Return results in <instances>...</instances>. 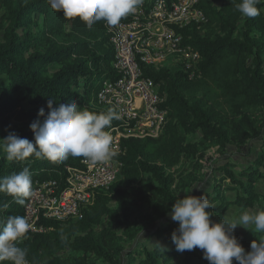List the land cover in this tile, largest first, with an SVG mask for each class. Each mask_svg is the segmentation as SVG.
I'll use <instances>...</instances> for the list:
<instances>
[{
    "label": "trees",
    "instance_id": "trees-1",
    "mask_svg": "<svg viewBox=\"0 0 264 264\" xmlns=\"http://www.w3.org/2000/svg\"><path fill=\"white\" fill-rule=\"evenodd\" d=\"M240 2L203 0L200 6L207 21L184 31L187 42L200 53L201 77L190 78L184 71L165 67L146 70L156 80L165 79L169 113L162 135L123 141L122 178L110 190L98 191L94 202L83 208L81 219L46 220L47 231L27 234L18 246L27 250L29 264H68L59 255L65 249L93 253L108 264H209L202 250L181 253L172 243L171 234L178 224L170 212L179 196L174 190L175 177L167 169L184 158L205 156L197 143L187 140L189 134L200 133L204 142L225 155L230 147L240 148L264 132V121L258 122L255 115L264 110V0L257 5L260 14L255 18L242 17L236 8ZM0 10V145L10 133L34 141L30 124L44 119L38 117V111L44 108L48 113L49 99L54 107L76 102L93 112L107 111L99 104L97 93L101 81L115 77L116 71L115 53L103 20L88 28L79 18L68 19L54 11L48 0H0ZM32 24L41 26L42 32H32ZM44 41H48L47 46H42ZM53 63L61 67L49 75L48 67ZM81 159L69 157L54 164L30 156L23 162H9L0 147V177L28 167L33 187L54 180L63 188L66 166H79ZM223 162L217 168L221 181L212 192L202 195L216 205L208 209L212 221L225 219L230 206L264 211V193L259 187L264 182V151L245 165L229 157ZM230 192L234 195L229 196ZM132 198L149 211L145 220L151 225L144 231L152 229L157 239L168 237L171 248H151L145 242L133 245L137 232L129 217ZM26 202L20 205L11 195L0 192V207L8 205L0 210V225L9 215L23 217ZM104 221L123 228L125 240L119 238L114 254L96 233ZM234 235L249 251L251 242L264 233L251 226V230H234ZM125 242L133 243L126 247Z\"/></svg>",
    "mask_w": 264,
    "mask_h": 264
},
{
    "label": "built area",
    "instance_id": "built-area-1",
    "mask_svg": "<svg viewBox=\"0 0 264 264\" xmlns=\"http://www.w3.org/2000/svg\"><path fill=\"white\" fill-rule=\"evenodd\" d=\"M203 0H143L138 10L116 27H104L115 53L116 76L101 81L97 99L119 116L106 129L117 155L104 163L84 158L79 166H66L65 187L57 181L38 182L28 198L24 216L31 224L28 235L48 230L46 220L77 221L98 191H108L122 178L128 138H158L169 110L165 107V79L156 80L147 69L165 67L184 71L190 78L202 76L200 53L187 42L184 31L201 27L207 18ZM29 262V261H28Z\"/></svg>",
    "mask_w": 264,
    "mask_h": 264
},
{
    "label": "clouds",
    "instance_id": "clouds-1",
    "mask_svg": "<svg viewBox=\"0 0 264 264\" xmlns=\"http://www.w3.org/2000/svg\"><path fill=\"white\" fill-rule=\"evenodd\" d=\"M262 0H242L236 4L244 18H255L260 14L257 7ZM51 8L62 12L68 19L79 18L91 28L103 20L107 26L116 27L122 19L134 14L143 0H48ZM49 99L48 113L39 109L37 119L30 124L34 141L10 133L3 138L0 147L6 152V159L26 161L30 156L47 159L61 164L69 157H82L92 163H104L117 155L113 148V138L106 129L118 119L113 109L93 112L80 108L76 102L60 103L53 106ZM192 190V189H191ZM0 192L11 195L16 203L24 205L33 195V181L28 167L18 173L0 177ZM206 196L185 195L178 198L171 207V219L178 229L171 234L172 243L178 252L200 249L209 264H264V236L253 240L246 251L234 235L239 225L245 229L254 226L255 232L264 233V211H243L238 217L227 214L225 219L212 221L213 208ZM4 204L0 210L7 209ZM25 217L9 215L0 225V264H29L27 250L19 247L31 229ZM163 250H165L163 248Z\"/></svg>",
    "mask_w": 264,
    "mask_h": 264
},
{
    "label": "rangeland",
    "instance_id": "rangeland-1",
    "mask_svg": "<svg viewBox=\"0 0 264 264\" xmlns=\"http://www.w3.org/2000/svg\"><path fill=\"white\" fill-rule=\"evenodd\" d=\"M2 16V11L0 10V17ZM32 32L40 33L42 32L41 26L32 24L29 27ZM3 39V29L0 24V42ZM48 41L42 42V46H47ZM31 53V51H30ZM61 67L60 63H53L49 65L48 71L49 75H52L56 70ZM258 122L263 123L264 121V110L255 113ZM187 140L189 142H195L199 146V150L205 155L203 158H184L178 165L173 169H167L175 177L174 190L179 198H183L185 195H195L202 196L204 193L212 192L214 185L221 181L219 179L218 167L223 164L226 157L230 160H234L240 164H248L256 156H258L261 151H264V132L261 137L254 139L240 148L230 147L227 154L222 155L218 152V147L213 146L207 142H204L201 138L200 133H194L187 135ZM260 191L264 193V182H261ZM192 189V190H191ZM229 196H233L234 192L228 193ZM214 206H216L214 204ZM113 208H117L115 203H112ZM243 211L254 212L253 209H242L237 206H230L226 215L229 214L234 217H238ZM147 207L139 204L134 198L131 200L130 204V223L132 225L133 231L137 232V238L133 242H125V246L129 247L133 243L136 244L146 243L149 247H154L156 245H161L166 248H171L172 243L169 241L168 237H162L160 239L155 238L151 234L152 229L144 231V227H148L151 224L146 223L145 215L148 213ZM145 228V229H146ZM149 228V227H148ZM244 230L242 226H237L234 230ZM96 233L103 239L106 245V249L114 254L119 246V238L123 237V228L118 226H112L104 221L103 224L96 227ZM115 234V235H114ZM132 245V246H133ZM59 255L68 264H108L103 259L97 257L93 253H87L85 251H72L70 249L62 250Z\"/></svg>",
    "mask_w": 264,
    "mask_h": 264
}]
</instances>
